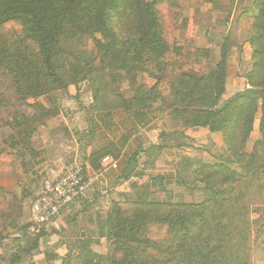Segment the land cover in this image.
Listing matches in <instances>:
<instances>
[{
  "label": "rangeland",
  "instance_id": "obj_1",
  "mask_svg": "<svg viewBox=\"0 0 264 264\" xmlns=\"http://www.w3.org/2000/svg\"><path fill=\"white\" fill-rule=\"evenodd\" d=\"M140 3L135 16L124 11L122 0H53L47 29L61 26L51 52L57 80L47 75L26 21L0 25V264H9L21 249L18 228L32 222V204L62 163L79 156L86 176L94 177L100 168L88 169V158L112 141L116 149L128 145L123 171L109 170L75 201L106 214L117 206L124 218L143 217L126 234L129 242L105 237L101 257L108 255L115 264H264V137L259 129L253 134L259 114L240 150L242 162L214 151L218 156L209 164L235 172L240 176L235 182L217 183L209 191L193 175L190 188L175 191L158 182L150 186L159 174L143 168L122 177L133 158L143 159L136 149L163 116L177 117V126L186 130L184 122L209 109L207 88L214 85L222 51L228 54L220 105L254 89L246 76L256 52L264 51V0ZM149 5L160 48L150 40ZM50 166L58 168L56 176H50ZM135 176L145 177L143 183L124 184ZM145 200L162 204L151 210L132 205ZM177 204L189 207H172ZM22 264H31L29 257Z\"/></svg>",
  "mask_w": 264,
  "mask_h": 264
},
{
  "label": "trees",
  "instance_id": "obj_2",
  "mask_svg": "<svg viewBox=\"0 0 264 264\" xmlns=\"http://www.w3.org/2000/svg\"><path fill=\"white\" fill-rule=\"evenodd\" d=\"M122 3L124 11L128 14L132 13L135 16L140 14V0H122ZM53 8V0H50V4L46 0H0V25L14 21H26L37 43L39 58L46 69L47 75L57 80L58 77L53 66L51 52L52 44L55 42L61 26L56 25L54 31L51 33L47 29V20ZM145 13L151 43L154 47L160 48L162 44L156 14L150 5L146 8ZM262 28L264 29V25ZM261 51L262 49L256 52L258 59L253 63L250 73L246 76L248 85L254 89L252 91L238 92L220 105L225 90V79L227 76L226 59L228 54L222 51L221 59L214 75V85L207 88L206 96L208 101L210 100L209 109L192 118L190 122H184V129L207 128L211 133H222L228 155L232 161L237 163L242 162L243 157L240 154V150H244L258 114V129L262 137H264V51ZM220 107L222 108L220 109ZM258 142L255 144V148L261 145ZM120 152L118 148L116 149V147L110 144L92 153L88 158L87 164L92 170L98 171L101 158L109 155L114 160H117L120 157ZM131 161L136 162V158H133ZM194 175L200 177V182L207 190L212 189L217 183H222L229 179L235 182L240 178V176L224 165L212 167L209 164H202L197 167ZM161 204L154 205L145 200L134 202L132 205H141L151 210ZM172 207L189 206L177 204L172 205ZM117 208V206H113L106 214L103 225L105 237L109 236L114 241L122 240V242H129L131 237H127L128 233L141 222L143 214L137 215L135 219H130V217L124 218ZM129 226L133 227L130 229ZM31 227L32 224L29 223L18 228L17 238L19 245L22 247L10 257L9 264H22L24 259L31 256L37 250L39 239L43 236V231L33 236L29 233ZM103 260L105 263L115 264V261L113 262L112 259H109L108 255L101 257L91 252L88 253V257L84 260L83 264H102L101 261Z\"/></svg>",
  "mask_w": 264,
  "mask_h": 264
},
{
  "label": "crops",
  "instance_id": "obj_3",
  "mask_svg": "<svg viewBox=\"0 0 264 264\" xmlns=\"http://www.w3.org/2000/svg\"><path fill=\"white\" fill-rule=\"evenodd\" d=\"M166 126L172 130L169 135L166 133ZM157 127L161 133L156 141H152L153 131ZM175 130L177 133H173ZM256 133H258V126L254 125L253 134ZM146 136L150 142L146 140L136 149L140 152L139 155L143 156V159L138 160L136 170L139 172L143 168L144 173L148 175L159 174V179L150 180V186L158 182L164 184L166 190H169L166 185L175 191L181 190L183 187H189L190 184H193L192 177L197 167L202 164H210L213 159L217 158L218 155H215L214 151L219 152L221 158L228 159L222 133H211L207 128L183 130L177 126V120L169 114L158 120L157 124L148 130ZM110 144H114L113 141ZM119 149L121 151L120 157L116 160L118 172L123 171V155L125 153L128 155L129 152L128 145L124 146L122 150ZM87 150H92V147H87ZM141 162H144L143 165L140 164ZM69 163L63 162V164ZM87 168L94 173L88 164ZM56 169L58 170V168ZM54 170L50 166V176H56L57 170L56 172ZM113 173L116 172L113 171ZM142 179L144 180L145 177H131L124 184H134L133 182L142 184ZM124 187L125 185L120 190L123 191ZM125 190L130 192L128 187ZM168 195L171 196L172 194L169 193ZM78 201L67 205L44 226L38 248L29 256L31 264H68L69 261L73 262L75 259L83 264L89 252L99 256L104 254L105 229L103 225L106 209L99 206L80 207L77 205ZM262 230L264 236V227Z\"/></svg>",
  "mask_w": 264,
  "mask_h": 264
},
{
  "label": "built area",
  "instance_id": "obj_4",
  "mask_svg": "<svg viewBox=\"0 0 264 264\" xmlns=\"http://www.w3.org/2000/svg\"><path fill=\"white\" fill-rule=\"evenodd\" d=\"M118 162L109 155L100 160V171L94 177L85 174L84 161L76 156L69 164H63L56 178L45 182L38 199L31 206V235H37L67 205L84 197L86 191L109 170H116Z\"/></svg>",
  "mask_w": 264,
  "mask_h": 264
},
{
  "label": "water",
  "instance_id": "obj_5",
  "mask_svg": "<svg viewBox=\"0 0 264 264\" xmlns=\"http://www.w3.org/2000/svg\"><path fill=\"white\" fill-rule=\"evenodd\" d=\"M221 108L222 107H220V109ZM136 168H137V163L135 161H131L122 174L123 179H128L134 173Z\"/></svg>",
  "mask_w": 264,
  "mask_h": 264
}]
</instances>
